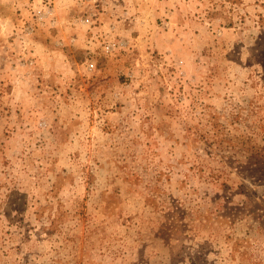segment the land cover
Returning a JSON list of instances; mask_svg holds the SVG:
<instances>
[{"label": "rangeland", "instance_id": "obj_1", "mask_svg": "<svg viewBox=\"0 0 264 264\" xmlns=\"http://www.w3.org/2000/svg\"><path fill=\"white\" fill-rule=\"evenodd\" d=\"M0 264H264V0H0Z\"/></svg>", "mask_w": 264, "mask_h": 264}, {"label": "built area", "instance_id": "obj_2", "mask_svg": "<svg viewBox=\"0 0 264 264\" xmlns=\"http://www.w3.org/2000/svg\"><path fill=\"white\" fill-rule=\"evenodd\" d=\"M46 11H47V13H50V12H51L49 9H46ZM83 23L88 24V23H89V19L86 18V19L83 21ZM106 48H107V49H106V51H107L108 49L111 48V46L108 45ZM88 67H89V69H92V68H93V64H92V63H89V66H88Z\"/></svg>", "mask_w": 264, "mask_h": 264}]
</instances>
